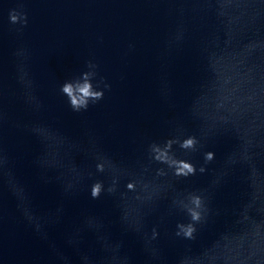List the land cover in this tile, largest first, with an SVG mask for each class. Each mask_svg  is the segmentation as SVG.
Returning <instances> with one entry per match:
<instances>
[{"label":"water","instance_id":"water-1","mask_svg":"<svg viewBox=\"0 0 264 264\" xmlns=\"http://www.w3.org/2000/svg\"><path fill=\"white\" fill-rule=\"evenodd\" d=\"M19 2L28 14V25L17 34L13 28L18 26L10 25L8 18L17 0H0L4 147L38 213L43 217L54 214L61 203L64 212L57 223L45 226L49 239L43 240L24 221L5 188L0 194V264H60L50 244L71 257L72 264H79L77 252L65 238L86 215L100 217L112 237L124 241L131 264H147L140 239L119 225L115 198L92 200L86 186L76 196L64 197L56 183H41L32 164L40 147L17 124H54L77 139L87 130L114 159L133 165L154 140L176 135L181 129L199 135L202 124L222 121L229 122V130L211 138L201 152L190 157L199 166L204 151L214 152L210 171L180 181L177 187L187 191L208 187L211 170L223 167L224 157L239 143L233 125L241 135H254L261 142L262 148L256 149L260 155L255 158L261 172L250 174L247 164L231 168L212 202L220 216L194 242L173 238L176 223L187 217L169 214L168 203L162 202L147 218V229L157 226L160 231L162 259L155 264H177L185 253L192 256V264H264V219L235 214L248 201L264 202V0ZM180 27L184 38L177 41ZM229 38L231 42L226 43ZM18 48L27 53L22 62L42 105L38 111L25 103L17 79L21 61L14 53ZM89 60L98 65L97 78L103 77L111 87L86 112L74 113L59 86L87 71ZM51 151L55 155V141ZM76 161L85 162L82 156ZM128 211L135 215L134 201H129ZM81 250L103 255L92 233H85Z\"/></svg>","mask_w":264,"mask_h":264},{"label":"clouds","instance_id":"clouds-1","mask_svg":"<svg viewBox=\"0 0 264 264\" xmlns=\"http://www.w3.org/2000/svg\"><path fill=\"white\" fill-rule=\"evenodd\" d=\"M258 15L259 12H255L253 19ZM8 18L10 25L18 26L13 28L17 34L22 33L28 25V14L19 0L16 7L8 10ZM183 38L184 28L180 27L175 39L179 41ZM230 42L231 38L226 41ZM14 55L21 61L17 63V79L24 89V101L34 111H38L42 105L34 95V82L22 62L27 59L26 50L18 48ZM86 68L87 71L65 79L59 86L60 94L66 98L68 107L74 113L86 112L91 105L101 101L105 90H110L111 87L103 77L97 78L96 63L89 60ZM2 96L3 91L0 88V194L7 188L24 221L41 239L48 240L45 226L59 221L64 206L63 203L59 204L54 214L47 217L41 216L33 206L28 186L17 177L14 160L4 147L6 115L2 106ZM193 114L197 115L195 111ZM228 124V121H222L218 125L202 124L199 135L189 134L181 129L176 135L161 141L154 140L147 145L144 157L133 165H126L114 159L103 149L99 138L87 130L77 139L49 123L33 122L17 124L16 127L23 128L40 147L32 164L38 171L41 183L45 185L56 183L64 197L76 196L86 186L92 200H99L102 197L115 198L119 208L118 222L122 231L134 233L142 243L147 264H155L162 259L158 244L160 231L157 226H153L149 231L147 218L162 202L168 203L169 214L181 213L187 217L186 220L176 223L173 238L194 242L198 240L200 233L220 216V210L215 209L212 202L216 190L226 183L231 168L237 164H247L250 167V174L261 172L255 163V158L260 155L256 149L262 148L261 142L256 140L254 135H241L239 129L233 125L239 143L224 157L223 167L211 170L213 178L208 187L193 191L177 187L180 181H187L190 177L197 174L205 175L210 171L209 165L215 160L214 152L204 151L203 161L199 166L193 163L190 157L201 152L211 138L228 131ZM53 141L57 146L55 155L51 151ZM77 156H82L85 162L77 163ZM86 181L91 183L86 184ZM130 200L136 204L135 215L128 211ZM235 214L236 217L247 215L264 219V202L257 204L248 201ZM2 219L3 210L0 205V221ZM85 233H92L95 236L102 256L96 257L81 250ZM65 242L77 252L79 264H131L130 257L124 251V241L114 239L108 226L98 216L86 215L81 225L66 235ZM50 247L56 253L60 264H72L71 257L58 251L55 244H50ZM177 264H192V256L188 253L181 255Z\"/></svg>","mask_w":264,"mask_h":264}]
</instances>
